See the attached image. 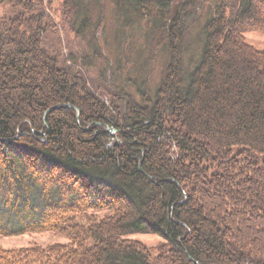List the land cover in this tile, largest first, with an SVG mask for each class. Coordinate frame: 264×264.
<instances>
[{"label": "trees", "instance_id": "trees-1", "mask_svg": "<svg viewBox=\"0 0 264 264\" xmlns=\"http://www.w3.org/2000/svg\"><path fill=\"white\" fill-rule=\"evenodd\" d=\"M56 1L0 0V236L68 242L0 264H264V0Z\"/></svg>", "mask_w": 264, "mask_h": 264}, {"label": "rangeland", "instance_id": "rangeland-1", "mask_svg": "<svg viewBox=\"0 0 264 264\" xmlns=\"http://www.w3.org/2000/svg\"><path fill=\"white\" fill-rule=\"evenodd\" d=\"M62 2L63 0H57L55 4L58 5ZM244 37L247 45L257 50L258 52L264 53V32H248L247 34L244 35ZM127 41L128 40H126V42ZM166 66H167L166 55L161 54L160 56L157 57V61L154 64V68H153L154 73L152 77L154 78L155 82L159 84L161 83L165 75ZM99 214L105 217L107 215H112L113 212L109 210H104L99 212ZM254 221L252 222L247 221V223L242 222L240 227L238 226V224L236 225V228L234 227L236 229V233L238 232V234H236V241L238 243L235 241L234 244L235 246H237L236 250L240 249L239 251H241L242 249H244V247L247 249L252 247L256 249L255 252L256 254H258L259 251L258 246L260 245V242L262 241V243H264V232L263 233L258 232L259 231L258 227L261 226L260 224L261 223L263 224V222L261 221L254 222ZM246 231H248V233L251 236L250 241H243L242 239L244 238ZM239 234L242 235L241 238L239 237ZM129 239L136 241L139 244H142L144 248L150 251L161 248L162 245L165 244V240L155 235H134L129 237ZM67 242L68 240L56 235L55 233H33V234L11 236V237L0 236V248H4L8 250L25 249L33 246L48 247L52 245L54 246L55 244H65ZM239 243L241 244L243 243L242 245L244 246H239Z\"/></svg>", "mask_w": 264, "mask_h": 264}]
</instances>
